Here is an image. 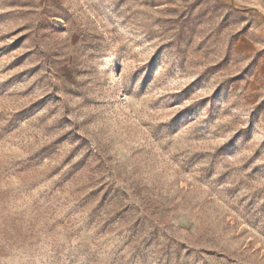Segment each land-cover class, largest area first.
Returning a JSON list of instances; mask_svg holds the SVG:
<instances>
[{"label":"rangeland","instance_id":"1","mask_svg":"<svg viewBox=\"0 0 264 264\" xmlns=\"http://www.w3.org/2000/svg\"><path fill=\"white\" fill-rule=\"evenodd\" d=\"M0 264H264V0H0Z\"/></svg>","mask_w":264,"mask_h":264}]
</instances>
